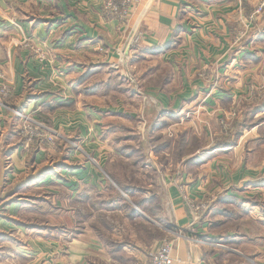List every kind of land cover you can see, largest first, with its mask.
Returning <instances> with one entry per match:
<instances>
[{
    "label": "crops",
    "instance_id": "0c3cea01",
    "mask_svg": "<svg viewBox=\"0 0 264 264\" xmlns=\"http://www.w3.org/2000/svg\"><path fill=\"white\" fill-rule=\"evenodd\" d=\"M105 4L106 0H0V264H137L147 259L148 247L162 243L154 235L144 241V234L135 229L138 218H126L119 208L123 200L130 201L126 195L107 212L121 218V225L111 223L110 230L125 231L119 237L116 230L120 241L109 245L93 224L56 230H33L22 224L30 216L37 217L36 211L45 217L51 214L45 207L52 200L27 203L21 196L28 187H36L32 182L47 185L51 174L59 176L55 183L68 193L59 192L53 199L55 213L75 216L80 215L81 181L90 174L95 178L96 171L90 165L77 167L81 156L73 149L59 155L57 172L47 171L52 151L44 146L31 150L20 136L19 112H35L59 133L81 134L88 145L86 137L92 134V142L97 139L103 118L119 114L131 118L133 107L122 99L117 114L104 116L112 109L113 97L101 96L94 88L119 73L137 82L125 90L124 100L136 101V120L143 133L147 130L153 139L168 133L175 137L205 134L207 140L208 125L215 129L210 119L218 124L229 114L225 103L251 99L254 90L264 85V10L256 13L264 0H134L127 19L108 13ZM5 84L7 95L1 91ZM109 91L108 95L114 94ZM196 119L204 127L199 128ZM257 136L255 128L246 131L232 149L196 150L191 157H201V165L214 157L236 159L229 181L240 182L262 172L244 164L242 142ZM120 151L128 158L127 151ZM205 168L207 174L216 175L214 165ZM228 171L222 167L223 175ZM38 174L42 176L37 180ZM208 177L205 183V179L187 181L189 192L197 197L200 190L199 194L210 192L207 185L213 181ZM166 190L169 223L136 210L150 226L178 233L172 238L173 264H264V226L256 232L249 227L226 231L223 213L197 229L204 241L180 235L189 230L190 220L178 185H168ZM236 200L222 202V211L241 205ZM260 220L264 222V217ZM125 234L133 240L127 242L122 238ZM241 236L259 238L262 245L254 253L229 246Z\"/></svg>",
    "mask_w": 264,
    "mask_h": 264
},
{
    "label": "rangeland",
    "instance_id": "374dc122",
    "mask_svg": "<svg viewBox=\"0 0 264 264\" xmlns=\"http://www.w3.org/2000/svg\"><path fill=\"white\" fill-rule=\"evenodd\" d=\"M258 8L256 13L261 14L264 6L259 12H257ZM105 10L116 17H120L107 9ZM130 15L131 12L126 18H120L127 19ZM25 45L28 46L29 44L25 43ZM31 48L33 47L31 46ZM38 52L41 58L45 57L42 51ZM262 67L264 72V64ZM131 78V76L118 73L107 81H101L94 85V88L98 89L97 93L101 96L113 97L112 109L104 111V116L113 113L117 114L115 112L119 111L115 110L118 108L122 109L120 99L133 108L130 111L131 118H128L126 114L103 118V124L99 131L101 137L98 135L97 139L92 142L91 137L93 135L88 134L86 137L88 145L82 141L81 138L83 136L81 134H77L74 137L59 133L50 121L43 119L35 112L30 113V121L20 125V136L30 144L31 150L44 146L46 150L52 151V153L49 152L48 154L50 158L46 163L47 171L57 172V169L60 168L58 160L62 159V156L59 155H66L72 149L81 156L80 165L78 164L77 167L90 165L96 171L95 178L90 174L85 180L81 181L79 187L80 198L82 199V203L79 206L80 215L75 214V216L71 214L57 216L55 213L54 209L57 206V202L54 200L58 198L59 192L62 196L68 193L65 187L55 183L56 180L60 179L59 176L51 174L48 182H46L48 183L47 185H39L38 181L32 182V185H36V187H28L21 196L27 200V203H32L37 199L52 200V204L45 207L51 214L45 217L43 214L39 215L40 213L36 211L37 213L34 215L38 214L37 217L30 216L22 224L28 225L26 227H33V230L68 229L74 224L77 226L78 224H85L86 226L93 224L94 227H97L98 234L102 236L103 241L109 245L110 242H114L116 239L119 240L117 234L120 237L121 231L125 233L124 229H116L117 234L116 230H110L111 223L118 226L121 225V218L114 214L109 216L107 213L117 208L115 204L120 202L124 195L129 196L130 201L121 200L122 206L119 208L123 210V214L127 219H131L130 217L133 216L131 214L133 209L140 208L147 215H154L158 221L169 223L170 203H168L169 197L166 187L171 184H177L182 206L190 220L189 230L179 233L180 235L190 236L188 234H191L193 239L204 241L205 239L203 238L205 237L200 235L202 232L197 235L199 233L197 229L207 223V219H211L215 214L223 215V213L225 214L224 226H226V231H234L237 228L238 230H243L245 227L252 228L254 232L262 229L264 222L260 219L264 217V106L257 108V105L264 104V85L254 90L251 99H241L236 103H225V109L229 107L227 109L229 114L223 118L221 117L218 124L210 119V125L215 129L213 130L208 125L210 137L207 140L205 134L195 137L184 133L177 137L174 134L168 136V133L166 136L153 139L149 137L147 130L143 133L137 124L138 107L136 101L131 98L124 100L125 90H130L136 82V80L132 82ZM109 90H113L114 94L108 95ZM126 97L131 96L126 95ZM195 122L198 127L200 124L203 127L205 125L204 122L197 119ZM24 125L26 128H24ZM255 128L258 136L242 142L246 149V153H244L246 154L244 158L246 162L244 164L248 167L250 166L251 169L262 168L260 170L262 171L261 173L255 174L251 178H243L240 182L237 181L235 183L231 180L229 181L230 174L232 175L234 172L233 167L236 161L234 158H209L204 163L205 165H201L199 162L201 157H191L196 150L202 152L203 149L207 151L222 147L232 149L238 144L246 131H252ZM105 143L107 144L106 151H104ZM121 149L129 153L128 158L121 154ZM96 154L98 156L101 154L103 157L100 158ZM209 165H214L212 173H216V175L212 176L205 172V169H207L205 167H209ZM199 166V170H195V167ZM224 166L229 168L227 175L222 173V167L224 168ZM191 169L192 171L190 172ZM24 176L27 175H23L21 178H25ZM41 176L42 174H38L37 180ZM208 176H210V183L213 181L212 184L207 185L210 188V192L203 191L199 194L200 190L198 191V197L193 196L187 188V181L189 182L190 179H198L200 181L205 179L203 181L205 183L209 181L208 179L206 180V178H209ZM236 198L242 201L240 202L241 205H235L236 207L228 206L222 211V202L234 203L237 201ZM34 210L36 209L33 208L31 211ZM13 211L15 212V210H12L11 213ZM150 225L147 219L139 215L135 222V229L139 230V234H144V241L149 235H154L160 237L162 243L156 247H148L149 255L147 259L140 260L137 264L149 260L151 252L165 243H170L172 246V238L178 234H168L165 232V228L160 227L158 230L156 226ZM122 238L127 242L133 240L127 234ZM214 240L217 241L216 238ZM233 244L229 246L232 248L239 247L246 252L254 253L257 246L262 245V241L255 237L248 239L245 236H241L239 242Z\"/></svg>",
    "mask_w": 264,
    "mask_h": 264
},
{
    "label": "built area",
    "instance_id": "2783aa9c",
    "mask_svg": "<svg viewBox=\"0 0 264 264\" xmlns=\"http://www.w3.org/2000/svg\"><path fill=\"white\" fill-rule=\"evenodd\" d=\"M134 0H106L105 9H107L109 12L114 13L120 17L126 18L131 10V7L133 5ZM264 4L259 6L257 12H259ZM2 93L7 95L8 94V85L2 86ZM19 118L24 123H27L31 120L30 113L27 112H19L18 113ZM24 128L26 126L24 125ZM174 260L172 257V246L170 243H165L161 247L155 249L150 254L149 260H146L140 264H173Z\"/></svg>",
    "mask_w": 264,
    "mask_h": 264
},
{
    "label": "trees",
    "instance_id": "16d2710c",
    "mask_svg": "<svg viewBox=\"0 0 264 264\" xmlns=\"http://www.w3.org/2000/svg\"><path fill=\"white\" fill-rule=\"evenodd\" d=\"M262 106H264V104H263V105H257V108H260V107H262ZM131 214H132L133 216L137 217V218H138L139 215H140L139 212H138L136 209H133ZM25 226H28V225L25 224ZM32 228H33V227H32Z\"/></svg>",
    "mask_w": 264,
    "mask_h": 264
}]
</instances>
